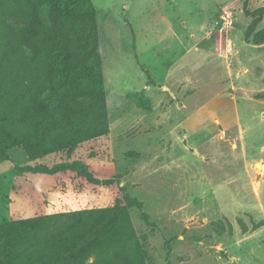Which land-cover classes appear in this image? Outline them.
<instances>
[{"label": "rangeland", "instance_id": "374dc122", "mask_svg": "<svg viewBox=\"0 0 264 264\" xmlns=\"http://www.w3.org/2000/svg\"><path fill=\"white\" fill-rule=\"evenodd\" d=\"M93 2L105 102L79 98L71 120L50 134L104 135L36 160L22 145L12 148L0 163V222L126 205L129 196L142 203L128 211L147 264H264V14L247 13L264 0ZM225 9L233 13L231 26ZM46 44L26 48L21 76ZM143 89L152 111L125 97ZM217 97L240 112L241 124L187 151L183 133L195 121L181 125L177 118ZM167 151L178 160L170 168L159 160ZM73 160L97 181L72 170L15 171Z\"/></svg>", "mask_w": 264, "mask_h": 264}, {"label": "trees", "instance_id": "16d2710c", "mask_svg": "<svg viewBox=\"0 0 264 264\" xmlns=\"http://www.w3.org/2000/svg\"><path fill=\"white\" fill-rule=\"evenodd\" d=\"M247 13L263 15L264 7ZM97 18L93 0H0V163L10 159L17 145L36 160L104 135L82 130L50 134L71 120L79 98L105 102ZM42 42H47L43 53L21 76L26 48ZM54 76L60 80L52 82ZM125 97L153 110L145 89ZM66 170L97 181L82 160L52 168L15 166L19 173ZM126 200L121 206L0 222V264H147L128 211L142 203L129 196Z\"/></svg>", "mask_w": 264, "mask_h": 264}, {"label": "crops", "instance_id": "0c3cea01", "mask_svg": "<svg viewBox=\"0 0 264 264\" xmlns=\"http://www.w3.org/2000/svg\"><path fill=\"white\" fill-rule=\"evenodd\" d=\"M223 100L224 98L217 97L210 101H207L206 103H198L196 105L199 106V109L193 116H189L188 118L184 119V115H182L181 118H177V122H179L181 125L183 123L186 124L195 121L192 123L193 127L189 130L184 131L183 133L182 143L184 144L186 138L188 140V146L184 145V147L188 148L187 151H190L191 147L199 145L204 139H210L211 137H220L222 129H225L229 126L241 124L242 118L240 112L237 111V109L236 111L232 109L227 110L223 104ZM185 111L187 112V110ZM169 122H172V120H170ZM195 129L198 131V134L194 136L192 134H194ZM153 156H155V160H157L158 155L156 154V152H153L151 154V157ZM159 160H161V164L163 166L166 165L165 167H169L171 166V164L173 165L178 161L176 156L168 151L165 154H161Z\"/></svg>", "mask_w": 264, "mask_h": 264}, {"label": "built area", "instance_id": "2783aa9c", "mask_svg": "<svg viewBox=\"0 0 264 264\" xmlns=\"http://www.w3.org/2000/svg\"><path fill=\"white\" fill-rule=\"evenodd\" d=\"M224 23H225V27L226 26H231L234 23V16L232 11H230L229 9H225L224 11ZM225 45L228 49H230L233 45V39L232 38H227L225 40Z\"/></svg>", "mask_w": 264, "mask_h": 264}, {"label": "bare ground", "instance_id": "6f19581e", "mask_svg": "<svg viewBox=\"0 0 264 264\" xmlns=\"http://www.w3.org/2000/svg\"><path fill=\"white\" fill-rule=\"evenodd\" d=\"M259 167H260L261 169H263V164H259Z\"/></svg>", "mask_w": 264, "mask_h": 264}]
</instances>
